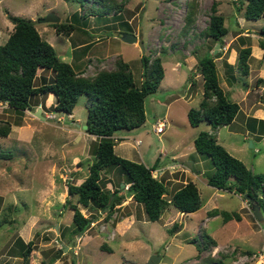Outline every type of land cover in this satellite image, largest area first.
<instances>
[{
    "label": "rangeland",
    "instance_id": "1",
    "mask_svg": "<svg viewBox=\"0 0 264 264\" xmlns=\"http://www.w3.org/2000/svg\"><path fill=\"white\" fill-rule=\"evenodd\" d=\"M105 2L0 0V33H4L0 44L5 42L11 32V21L7 18L8 13H5L7 10L14 16L35 21V27L42 38H47V42L62 58L60 59L71 64L81 77L93 78L100 70H113L117 57H121L129 64L135 84L139 86L144 74H147L141 57L145 55L151 61L159 57L164 69V79L168 76L173 80L176 89L171 92L164 87L148 95L144 102V124L133 130L117 131L114 134V151L123 158L147 163L148 167L159 151L162 153L160 166L172 162L173 155L179 157L175 161L181 162L180 164L195 162L193 170L202 171L205 176L197 177L198 173L195 175L188 172L184 163L182 166H185V172L180 178V171L170 173L168 169H162L160 172L156 169L152 176L162 179L166 184V199H169L176 188L192 180L198 188L202 206L196 212L183 214L169 204L158 220L149 221L142 204L136 202L138 205L135 213L140 216V222L128 233L117 232L115 235V222L124 212L115 208L108 217L106 209L96 211L77 204L86 217L104 218L83 234L75 235L72 210L67 199L76 204L77 197L68 195L67 185L80 184L88 174V165L94 159L92 146L96 140L95 136L83 129L87 116V96H79L71 114L54 110L55 98L51 93L33 97L30 111L21 113L0 102V127L9 126L8 134L0 136V264L4 259H9L5 264H25L24 259L20 257L23 248L19 244L20 239L32 240L34 243L27 264L29 259L33 260L30 264H43L41 261L46 264L50 257H55L59 264H147L152 255L161 258L155 264H184L185 259L197 254L204 260L209 257L222 258L225 264L234 261L235 264H256L255 262H259V254L264 251V215L263 221L258 222L252 215L251 203L242 195L216 190L207 185L205 177L212 173V163L206 155L196 152L193 141L200 131H210L232 156L241 160L253 173L264 174V141H258L262 134L258 129L261 128L256 126L255 135L244 134L247 127L246 114L251 115L252 112L259 120L264 118V75L260 71L264 69V65L257 67L258 63L264 62L263 50L261 54H257L260 49L258 43L264 40V35L260 33L264 26V15L257 20L245 19L243 10H237L245 3L240 0ZM213 2H217L216 14L223 16L224 25L228 27L227 34L222 38L223 47L218 49L227 50L225 57L231 49L235 50V65L232 69L236 76L232 78L230 75L231 79L228 80L229 72L221 71L218 75L221 89L225 90L231 101L237 103L240 101V93H243L241 87L245 88L242 85L244 82L253 92L250 91L247 99L241 102L242 112L237 114L229 126L212 129L203 121L194 128L190 126L185 110L199 106L202 95H194L200 84L191 86L190 91L193 93L189 94L194 96L192 99L190 95L182 97L186 95L184 81L183 86L177 83L184 75L187 76L188 71L186 67H180V74L175 77L171 67L175 62L183 64L193 57L196 60L195 68L198 70V61L202 55L205 52L214 54V45L219 42L204 35L213 14ZM189 9L193 11V22L187 26L186 13ZM48 13L59 17V22L74 23L76 29L71 33L79 37V40H69V36L57 34L51 26L52 23L43 20ZM83 16L89 17L84 24ZM241 31L251 35L238 37ZM127 32L142 38L144 53L138 46L121 40L120 35ZM241 37L246 41L241 42ZM76 41H84L81 44L88 46L76 47ZM69 42H73L75 50ZM246 46L251 49L252 58L248 61L252 67L250 76L243 75L238 64V49ZM84 50L86 53H82ZM216 63L220 64L217 61ZM36 75L35 85L41 83L42 76L48 80L53 76L51 72L42 71L41 68L37 70ZM236 77L243 83L234 85L238 90L232 94L226 86ZM165 81V85L170 84L168 80ZM175 95L180 98L171 102ZM162 99L167 101L162 102ZM156 100L159 102L157 118L163 117L158 120H167V117L163 116L165 111L168 115V122L165 121L167 128L159 137L152 131L156 117L152 119L150 114ZM168 102H171V105L168 106ZM245 102L251 112H245ZM37 109H41L45 119L34 116L32 112ZM121 134L129 137L121 141L118 139ZM136 139L141 140L140 145L136 144ZM252 142L254 145L250 144ZM101 177V182H108L107 189L113 186V190H116L119 186L118 193L125 192L127 186L122 187L124 175L120 167L114 166L106 172L103 171ZM214 208L237 212L242 220L224 223L220 215L209 217L207 211ZM128 209L127 205L126 210ZM47 229L50 231L45 232ZM203 232L215 242L211 243L205 239L201 234ZM102 245H105L103 250L100 248ZM66 247L69 249L65 251ZM207 263L205 260L204 263L197 264Z\"/></svg>",
    "mask_w": 264,
    "mask_h": 264
},
{
    "label": "trees",
    "instance_id": "2",
    "mask_svg": "<svg viewBox=\"0 0 264 264\" xmlns=\"http://www.w3.org/2000/svg\"><path fill=\"white\" fill-rule=\"evenodd\" d=\"M100 2L103 3L105 0ZM240 2L245 3L237 10H243L245 19L257 20L264 15V0H240ZM216 7L217 2H213L211 5L213 14L210 16L204 35L217 40L221 48L222 36L227 34L228 27L224 25L223 16L216 14ZM7 18L13 24V30L7 40L0 44V102L21 113L27 108L31 109L33 97L51 93L55 98L54 110L71 114L79 96L85 94L88 99L85 131L96 138L92 146L94 159L88 165V174L80 184L67 185L68 195L77 197L76 204L70 203L67 199L69 208L73 211L72 225L75 235L83 234L92 222V218L84 216L77 204L96 211L106 209V216L109 217L112 210L124 199V195L118 193L119 186L111 191L106 188L107 181L101 182L102 172L114 166L120 167L124 175L126 195L132 197L138 204H142L149 221L158 220L169 204L185 214L196 212L201 208L202 200L194 182L188 181L182 184L172 192L169 199H166L168 193L166 184L162 179L152 176V171L158 167L157 160L148 167L142 162L123 158L114 151L113 136L117 131L132 130L145 122V98L156 92L164 76L159 57L152 61L145 55L141 57L142 66L147 70V74H144L139 86L135 84L129 64L121 57H117L115 69L100 70L93 78L81 77L80 73H77L71 64L61 60L54 47L42 38L35 27V21L9 13ZM191 22H193V11L189 9L186 13V25L189 26ZM84 23L85 21L82 24ZM51 26L57 34L66 36L76 29L72 22L52 23ZM260 33L264 35V26L260 29ZM258 46L263 50L264 55V40L259 41ZM219 56V50L213 55L206 52L198 61L203 90L199 106L191 107L187 111V119L191 127H197L203 121H206L212 129L227 126L233 122L239 112V105L229 99L219 84L215 62V58ZM250 57V46L238 49V64L245 76L249 74ZM39 68L51 72L53 76L49 80L42 76L41 83L35 85ZM250 120L257 119L250 118ZM259 122L264 124L263 120ZM8 132V125L0 127V136ZM193 145L196 152L206 155L211 160L212 173L205 177L208 186L242 195L245 199L247 196L259 206L261 213H264V174L253 173L241 160L232 156L211 132L200 131L194 138ZM207 215L209 217L220 215L224 223L241 220L237 212L217 208L207 211ZM201 234L209 242H215L207 233ZM19 244L23 247L20 257L27 264L34 243L32 240L23 243L20 239ZM205 260L208 261L207 264H225L222 258L209 257ZM205 260L202 259L200 263H204Z\"/></svg>",
    "mask_w": 264,
    "mask_h": 264
},
{
    "label": "crops",
    "instance_id": "3",
    "mask_svg": "<svg viewBox=\"0 0 264 264\" xmlns=\"http://www.w3.org/2000/svg\"><path fill=\"white\" fill-rule=\"evenodd\" d=\"M242 11V10H241ZM6 12H8L7 10H5V13ZM4 13V14H5ZM8 13H10V12H8ZM88 18L89 17H86V16H83V20H82V22L83 21H88ZM8 24V23H7ZM10 24L12 25V26H10V28H11V32H12V30H13V24L10 22ZM9 26V25H8ZM92 28V27H91ZM248 31H250V30H248ZM243 31H241V33L239 34V36L238 37H240V36H250L251 35V33H242ZM3 36H4V33L2 32V33H0V39L1 38H3ZM8 36H9V34H8ZM8 36L6 37V39H5V41L7 40V38H8ZM69 40L70 39H73V38H76L77 40H79V37H76V36H74L73 35V33H71L70 35H69ZM242 39H241V42H245L246 40L243 38V37H241ZM46 41H48L49 42V40H47V38H44ZM84 41H87V40H84ZM84 41H82V42H78V41H76V43H77V45H76V47L78 46L79 48L81 47V48H84L85 47V45L86 44H81V43H83ZM70 43V42H69ZM3 44V43H2ZM81 44V45H80ZM128 44V43H127ZM70 45L72 46L73 45V42H71L70 43ZM132 45H134V46H137V44H132ZM74 46V45H73ZM72 46V47H73ZM215 46V45H214ZM223 47V46H222ZM73 50H75V47H73ZM219 50V49H218ZM217 50V51H218ZM220 51V56L219 57H217V58H215V62L217 61V62H220V64H218V63H216V67H217V71H218V75H219V73H221V71H227V72H229L228 74H229V80L231 79L230 78V75H235L236 76V73L234 74L233 73V71H234V69H232L233 68V66L235 65V62H234V60H235V56H234V54H235V50H233V49H231L230 50V52H229V54L225 57V54H226V51H221V50H219ZM261 52H262V49L260 48V49H258V51H257V54H261ZM82 53H86V50H84ZM206 53V52H205ZM106 56V55H105ZM203 56V55H202ZM61 58V57H60ZM84 58H86V56L84 57ZM252 58V57H251ZM250 58V59H251ZM62 59V58H61ZM105 59H106V57H105ZM193 59V60H192ZM107 60H105V62H106ZM68 63V62H67ZM183 65H185V66H183ZM195 65H196V60L193 58V57H190L185 63H178V62H175L174 64H172V67H171V70H172V72H173V75L176 77V76H178L177 74H180V73H178L179 72V69H180V67H186V69H187V76L186 75H184L183 76V79H181L180 80V82H178L177 84L178 85H181V86H183V81H184V88H185V93H186V95L184 94L182 97H187L188 95H190L189 97H190V99H192L194 96H196L198 93H199V95L201 96L202 95V84H203V79H202V76H201V73L199 72V70H197L196 68H195ZM262 65H264V62L263 63H261V64H257V67H259V66H262ZM77 68H79V65H77L76 66ZM263 67V66H262ZM105 70H109V68H107V69H105ZM251 71H252V67L249 65V75L248 76H250V73H251ZM260 71H261V74H263L264 75V69H260ZM196 72V73H195ZM164 76H165V74H164ZM164 76H163V78H162V80H161V82H160V84H159V86H158V88H157V90H160V89H162V88H166L167 90H169V91H171L172 92V90H175L176 88V85L174 86L173 85V83H174V81L173 80H170L169 79V77L168 76H166L167 78H165L164 79ZM220 77V76H219ZM185 78V79H184ZM263 78V83H264V77H262ZM165 80H168V82L171 84H168V85H165V83H166V81ZM176 83V82H175ZM231 84H229V86H226V88L227 89H230V91L232 92V94H234L238 89H237V87H234V85H236V84H238V85H240L241 83H243L241 80L239 81V80H237V77H236V79L235 80H231V82H230ZM200 84V85H199ZM246 84V82H244L242 85H244L245 86V88H242L241 87V90L243 91V93H240V95L241 96H239L240 97V101H239V103H237L238 105H239V112H242V110H241V102H243V101H245L246 99H247V96H248V94L250 93V91H251V89H249L248 87H247V85H245ZM195 85H199V87L197 88V90L195 91V95L193 96L192 94H189L190 92L191 93H193L192 91H190V88H191V86H195ZM221 86V85H220ZM225 88V89H226ZM157 90H156V92H157ZM240 90V91H241ZM156 92H154V93H156ZM224 92H225V90H224ZM251 92H253V91H251ZM188 97V98H189ZM168 98H169V96H168ZM167 98V99H168ZM178 98H180L179 96H174V98L171 100V102H175ZM200 100H201V98H200ZM199 100V101H200ZM163 101H167V100H164V99H162V102ZM171 102H168V106H169V104L171 105ZM244 107H245V109H246V111L245 112H249L250 111V109H247V102H245L244 104ZM159 106V102L156 100L155 101V103H154V106L150 109V114H151V117H152V119H154L155 117H156V119H155V121H157L159 118H163V117H158L157 118V114H156V112H157V107ZM167 106V107H168ZM190 108V107H189ZM189 108L187 109V110H185V112L187 113V111L189 110ZM241 110V111H240ZM263 111V114H264V110H262ZM184 112V113H185ZM238 112V113H239ZM251 112V111H250ZM145 115H146V112H145ZM166 116L167 117V120H168V115L166 114V111L163 113V116ZM247 115V118H246V124H247V127L245 128V135H249V136H251V134H256L257 132H256V130H257V127L256 126H260V128H261V130H259L258 129V132H261L262 134H261V139L260 140H258V141H264V124L263 123H261V122H259V119L256 117V116H254L253 115V113L251 112V115L250 114H246ZM250 118H256L257 120L256 121H254V120H250ZM261 119V118H260ZM145 120H146V116H145ZM166 120V118H165V121H167ZM261 120H263L264 121V118L263 119H261ZM168 122V121H167ZM170 122V121H169ZM233 123V122H232ZM231 123V124H232ZM144 124V123H143ZM168 125V124H167ZM227 126H229V125H227ZM195 128V127H194ZM134 129H136V128H134ZM122 130H126V129H122ZM121 130V131H122ZM133 130V129H132ZM210 132V131H209ZM114 137V139H115V135L113 136ZM127 137H129L128 135H119L118 136V139L119 140H121V141H123L125 138H127ZM248 139V138H247ZM135 141H139V145L141 144V140L140 139H136ZM251 141H253V140H251ZM251 145H254V143L252 142V143H250ZM163 153H165V152H163ZM161 155H162V153H161V151H159L158 152V156L156 157V156H154V160H153V162H150V165H149V167L150 166H152L154 163H155V161L157 160L158 161V167L156 168V169H159V171L160 170H162V169H168L167 171H169L170 173H173V172H175V173H177V172H179L180 171V174H179V178L183 175V172H185V169L183 168V167H185V166H182V164L184 163H182V164H180L181 162H179V161H175V159H179V157L177 156V155H173V156H171V161L172 162H170V163H167V164H165V165H162V166H160L159 164H160V161H161ZM164 155V154H163ZM143 164H145L146 166H148V164L147 163H144L143 162ZM185 165H186V169L188 170V172H190V173H195V175H196V173H198V175H197V177H200V175H204L205 173H203L202 171L201 172H195L193 169H194V165H195V162H192V163H190L191 164V167H189V166H187V162H185L184 163ZM155 169V170H156ZM192 170L194 171V172H192ZM189 173V174H190ZM175 181V180H174ZM190 181H192V180H190ZM193 182V181H192ZM123 184V183H122ZM109 185H110V181H109ZM124 185V184H123ZM115 187H113V186H109V188L108 189H110L111 191L114 189ZM215 189V188H214ZM217 190V189H216ZM123 195H124V199H122L121 200V202L116 206V209H119L121 212H124V214H123V216H121V218H119V219H117L116 220V222H115V225H114V232H113V234H115V235H117V232L118 233H128L135 225H136V223L138 222H140L139 221V218H140V216L139 215H137L136 213H135V209H136V205H138L134 200H133V198L132 197H130V196H127L126 195V193L125 192H123L122 193ZM128 205V210H126V206ZM171 205V204H170ZM173 206V205H172ZM125 210V211H124ZM180 213H182V212H180ZM72 214H73V211H72ZM100 215H102L101 213H99ZM183 214H185V213H183ZM189 214V213H188ZM264 215V213L262 214V216ZM85 216V215H84ZM103 218H104V216H102ZM216 217V216H215ZM97 217H93V219H92V222H91V224H90V228H92V227H94L95 226V224L96 223H99V221L101 220V219H103V218H101V217H99V218H97ZM214 218V217H213ZM241 220H242V217H241ZM240 220V221H241ZM88 227V228H89ZM46 231H50V229H47V230H45V232ZM86 231V230H85ZM57 237H59V235L57 236ZM57 237H56V239H57ZM22 238V237H21ZM78 238V236L76 237V239ZM84 238V237H83ZM25 239H23V243H27V242H29V241H31V240H28V241H24ZM83 240V239H82ZM62 244V243H61ZM105 245H102L100 248L103 250V248H105L104 247ZM212 257H214V255H211ZM9 259H4V261L1 263V264H5V262H7ZM160 260H161V258H160ZM159 260V261H160ZM202 260V256H200L199 257V254H197V256H194V257H189V258H187V259H185V261H184V264H197L198 262H200ZM30 261L32 262L33 260H31V259H29V264H30ZM47 262H45L46 264H59V261L54 257V258H52V257H50V258H48L47 260H46ZM41 263H43L44 264V261L42 262L41 261ZM202 263V262H201ZM256 264H261L262 263V261H259V262H255ZM34 264H36V263H34ZM230 264H235V261L234 262H231Z\"/></svg>",
    "mask_w": 264,
    "mask_h": 264
},
{
    "label": "water",
    "instance_id": "4",
    "mask_svg": "<svg viewBox=\"0 0 264 264\" xmlns=\"http://www.w3.org/2000/svg\"><path fill=\"white\" fill-rule=\"evenodd\" d=\"M43 20L47 23H58L60 18L57 17L55 14L53 13H48L46 17L43 18ZM225 36V35H223ZM222 36V38H223ZM121 40L125 43L128 44H137V46L141 49L142 53L145 52V47L143 45L142 42V38L141 37H137L136 35H134L133 33H122L120 35ZM220 47V43H216L215 47H214V53L217 52L218 48ZM26 110L30 111V108H27ZM34 114V116L38 117L39 119H45V117L41 114V109H37L35 112H32ZM83 129L86 130L87 129V125L85 124L83 126ZM187 166L191 167V164L189 162H187ZM124 185L122 184V187ZM246 199L251 203V211H252V215L253 217L258 221V222H262L263 221V216L262 213L260 211L259 206L254 203V201L252 199H249L246 196ZM55 228H58V225L55 226ZM69 249L66 247L65 251ZM61 252V251H60ZM160 260L159 256L156 255H152L149 257L147 264H155L158 263Z\"/></svg>",
    "mask_w": 264,
    "mask_h": 264
},
{
    "label": "built area",
    "instance_id": "5",
    "mask_svg": "<svg viewBox=\"0 0 264 264\" xmlns=\"http://www.w3.org/2000/svg\"><path fill=\"white\" fill-rule=\"evenodd\" d=\"M167 128V124L165 122V119L162 120H157L156 123L154 125H152V131L155 135H157V137H159L161 134L164 133V131ZM136 144H139L138 141H136ZM160 172V171H159ZM258 257V256H257ZM259 261L261 260L262 263L264 264V252L259 254Z\"/></svg>",
    "mask_w": 264,
    "mask_h": 264
},
{
    "label": "clouds",
    "instance_id": "6",
    "mask_svg": "<svg viewBox=\"0 0 264 264\" xmlns=\"http://www.w3.org/2000/svg\"><path fill=\"white\" fill-rule=\"evenodd\" d=\"M153 171H154V170H153ZM153 171H152V172H153ZM263 252H264V251H263ZM263 252H261V253H263Z\"/></svg>",
    "mask_w": 264,
    "mask_h": 264
},
{
    "label": "bare ground",
    "instance_id": "7",
    "mask_svg": "<svg viewBox=\"0 0 264 264\" xmlns=\"http://www.w3.org/2000/svg\"><path fill=\"white\" fill-rule=\"evenodd\" d=\"M261 261V260H260Z\"/></svg>",
    "mask_w": 264,
    "mask_h": 264
}]
</instances>
